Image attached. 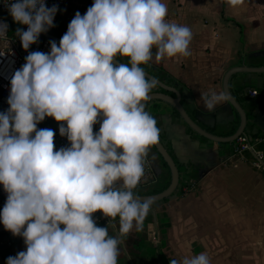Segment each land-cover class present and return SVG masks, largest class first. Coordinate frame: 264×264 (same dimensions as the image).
<instances>
[{
	"label": "clouds",
	"instance_id": "9594fccd",
	"mask_svg": "<svg viewBox=\"0 0 264 264\" xmlns=\"http://www.w3.org/2000/svg\"><path fill=\"white\" fill-rule=\"evenodd\" d=\"M224 2L235 8L244 0ZM3 3L13 22L26 25L11 34L24 50L54 26L55 4ZM167 13L163 0H92L83 15L74 13L58 42L48 41L47 52H27L11 73L8 107L0 111V188L6 193L0 225L25 247L5 264H118L123 240L143 230L154 199L134 189L159 129L146 110L158 81L142 66L188 57L192 39L190 28L167 20ZM7 29L0 21V56ZM227 100L222 90L199 93L208 112ZM46 116L63 121L58 131L68 146L54 150L53 131L37 128ZM97 210L109 218L106 226L96 224ZM168 264L210 260L201 251Z\"/></svg>",
	"mask_w": 264,
	"mask_h": 264
},
{
	"label": "crops",
	"instance_id": "0c3cea01",
	"mask_svg": "<svg viewBox=\"0 0 264 264\" xmlns=\"http://www.w3.org/2000/svg\"><path fill=\"white\" fill-rule=\"evenodd\" d=\"M91 2L67 0L66 6L55 14L58 35L47 32L60 38L74 13L83 15ZM163 2L168 9L167 20L190 28V55L143 65L149 76L150 71L159 69L163 76L181 84H169L155 77L158 84L151 93L178 98L190 119L204 131L205 127L223 130L235 113L241 121L240 111L245 117L244 134L264 130V0H244L235 8L224 0ZM125 59L115 58L118 63ZM238 84L244 85L240 102L230 91ZM210 88L218 92H225L226 88L236 107L227 100L212 112L203 109L199 93ZM252 89L257 92L255 95H249ZM146 103L147 111L159 120V134L192 178L187 180L188 186L175 188L164 201L154 203L150 209L152 219L144 221L142 231L131 233L147 240L160 263L168 264L169 258L203 251L210 264H264V171L250 165L248 152L233 155L235 143L217 145V141L209 139L203 144L191 138L181 114L174 117L170 108L173 105L165 99L152 97ZM6 237L20 239L19 235ZM152 237L158 238L159 243H154ZM141 258L151 261L146 256Z\"/></svg>",
	"mask_w": 264,
	"mask_h": 264
},
{
	"label": "trees",
	"instance_id": "16d2710c",
	"mask_svg": "<svg viewBox=\"0 0 264 264\" xmlns=\"http://www.w3.org/2000/svg\"><path fill=\"white\" fill-rule=\"evenodd\" d=\"M21 26L22 25H19L18 23L13 22L12 19H9L8 31H9V33H12L16 27H21ZM47 31L51 34L58 35V30H57L56 26L49 28ZM39 38L41 41L46 40V38L40 34H39ZM150 72H151L150 74L152 76L159 78V79L162 78V80L165 79V81H167V83H169V84L174 83V82H176V84L179 83L178 81H176L172 77L170 78L167 76H163L159 69H153ZM243 87H244L243 84H238L235 88L230 87V91L232 93V96L235 98L236 101L240 102L242 100L241 96L243 95V92H242ZM151 101H153V100H151ZM146 105H147V103H146ZM153 106L156 107V105H153ZM170 108L172 109L171 111L173 112L174 117H177V118L181 117L180 113L177 109H175L173 106ZM152 116L155 118L156 126L158 127L159 126V120L157 119V116H155V114H152ZM239 122H240V117H239L238 113H235L232 121H230L228 123V125L226 126V128H224L223 130L213 131L212 128H210V127H205L204 129L206 131L210 132L211 134L216 135V136L228 137V136L233 135L236 132L238 125H239ZM38 123H37V125H38ZM184 125H185L186 132L190 135L191 138L196 139L203 144L210 142L209 139L202 137L201 135L196 133L194 130H192L186 123H184ZM253 135H256V134H253ZM250 136H252V135H250ZM158 140L160 142H162V144L166 148L167 152L171 156V158L174 161V164L177 168V172L179 174V180H178V187H176V190H179L181 186H188L187 180L189 178H192L191 177L192 174L188 173V170H187V168H185V165L179 163L176 160V158L174 157V154L172 152L170 144L168 142H165L163 140V137L159 133H158ZM211 142H213V141H211ZM215 143L217 145H228V144L232 145V144H234L233 141L229 142V143L217 141ZM150 149L152 151H154V153L157 157L159 170L158 171L154 170V175H156V181L153 184H151L147 187L141 188V190H134V192L139 196H141V195H153V194L160 193L161 191L166 189L171 182V174H170V171H169L167 164L165 163V161L163 160L161 155L157 152L154 145L151 146ZM164 200H165V198L154 201V203L164 201ZM100 216H101L100 211L94 216L96 224L98 226H106V223L104 220H101V219L99 220ZM105 219L108 221L109 218L105 217ZM151 219H152V214L149 211L147 217L145 218V221H148ZM109 232H110V234L113 232L111 227L109 228ZM2 235H6L9 237V235H11V232L10 231L0 232V236H2ZM13 239L14 238H11V241ZM20 240L23 241L22 237H20ZM0 253L4 256V261H5L6 257L11 255V253L8 251V248L7 249H0ZM155 255H156L155 249L152 248V246L150 244H148V242H147V240H145V238H143V239L142 238H136L134 232L133 233L130 232L128 234L127 238L123 240V243L120 246V255L118 256V261H120V262H118V264H165L162 262L160 263V260L158 261L155 258ZM142 256H146L147 258L151 259V261L150 262H144L145 260H142L143 259V258H141Z\"/></svg>",
	"mask_w": 264,
	"mask_h": 264
},
{
	"label": "built area",
	"instance_id": "2783aa9c",
	"mask_svg": "<svg viewBox=\"0 0 264 264\" xmlns=\"http://www.w3.org/2000/svg\"><path fill=\"white\" fill-rule=\"evenodd\" d=\"M45 6L49 7L53 4L57 5V10L64 8L66 6L67 0H44ZM9 17L7 9L3 3V0H0V21L9 22ZM57 24L56 17H53V25ZM53 26V27H54ZM21 30H26V25H22ZM51 28V27H50ZM8 31V29H7ZM10 39L8 40L7 49L5 51L4 56H0V111H4L8 105L6 104V97L8 95L9 90V79L11 73L18 69L24 63V57L27 55L29 51H41L47 52L49 50L48 42L41 41L38 36V41L36 43L30 44L27 50H24L20 47L19 38L12 37L9 33ZM249 95H255L257 92L255 90H249ZM47 118H52L48 117ZM60 124L63 121H59ZM93 132H95L98 127L99 123L94 124ZM54 133L53 135V144L54 150L60 147L68 146V141L66 136H61L59 134L58 128L51 129ZM235 148L233 155L235 156H243L244 153L248 152L250 154V165L256 169L264 171V150L262 149V145L264 144V130L256 135H246L244 133L239 134L235 139ZM259 165V166H257ZM145 174L141 178L140 183L136 186L134 190H139L141 188L147 187L153 184L156 181V175H154V167L151 159L148 156L146 165H145ZM185 191L187 187L183 188ZM6 197V193L0 188V207L3 206L4 200ZM104 220L107 224L108 221L105 219V216H100L99 220ZM1 226V225H0ZM154 243H159L158 238L152 237L151 239ZM0 244L6 245L9 244V239L6 236H1Z\"/></svg>",
	"mask_w": 264,
	"mask_h": 264
},
{
	"label": "water",
	"instance_id": "95a60500",
	"mask_svg": "<svg viewBox=\"0 0 264 264\" xmlns=\"http://www.w3.org/2000/svg\"><path fill=\"white\" fill-rule=\"evenodd\" d=\"M9 19H12L11 17H9ZM40 35L44 36L46 39H50V40H54V41H59V38H56L54 36H52L51 34H49L47 31L41 33ZM115 62H117L115 60ZM118 63V62H117ZM226 78L229 76V74H226ZM225 93L228 96V101L234 106L236 107L235 102L233 101V99L229 96L227 89L225 88ZM149 97H158V98H162L165 99L166 101H168L171 105H173L181 114L182 118L184 119V121L188 124V126H190V128H192L196 133H198L199 135H201L202 137H206L208 139L214 140V141H235L234 139L239 135L243 133V126H244V113L242 111H240V115H241V121L238 125V128L236 130V132L228 137H219L216 135H213L209 132H207L206 130L204 131L203 129H201L199 126H197L188 116V114L186 113V111L184 110V108L181 107V105L179 104L178 98H168L165 97L161 94H155V93H150ZM149 98V99H150ZM154 147L156 148L157 152L161 155V157L163 158V160L165 161V163L167 164L170 174H171V182L168 185V187L166 189H164L163 191H161L160 193L157 194H153V195H141L139 196L140 198H144L145 196H151L154 201L163 199L165 197H168L176 188V186L178 185V180H179V174L177 172V168L174 164V161L172 160L171 156L169 155V153L167 152L166 148L163 146L162 142H160L158 140L157 144L154 145ZM99 212V210H97L96 212L92 213V216L94 217L97 213ZM5 231H9L4 229L3 225L0 226V232H5ZM0 264H5L4 259L2 258V256H0Z\"/></svg>",
	"mask_w": 264,
	"mask_h": 264
},
{
	"label": "rangeland",
	"instance_id": "374dc122",
	"mask_svg": "<svg viewBox=\"0 0 264 264\" xmlns=\"http://www.w3.org/2000/svg\"><path fill=\"white\" fill-rule=\"evenodd\" d=\"M58 124V121H55L53 118H47L45 117L42 121H40L37 125V128L40 129V128H48V129H55V127L57 126ZM152 163H153V167H154V170L158 171L159 170V165H158V162H157V157L154 153V151H152L151 149H149V153H148ZM9 244H10V247H7L8 248V251L11 253V255H15L18 251H22L24 250V244H23V241H21L20 239L18 238H14L12 241L9 240ZM7 246H9L7 244Z\"/></svg>",
	"mask_w": 264,
	"mask_h": 264
},
{
	"label": "flooded vegetation",
	"instance_id": "af4514ba",
	"mask_svg": "<svg viewBox=\"0 0 264 264\" xmlns=\"http://www.w3.org/2000/svg\"><path fill=\"white\" fill-rule=\"evenodd\" d=\"M0 247H1L0 249H7V247H10V246L1 244ZM0 256H2V258L4 259V256L1 253H0Z\"/></svg>",
	"mask_w": 264,
	"mask_h": 264
}]
</instances>
